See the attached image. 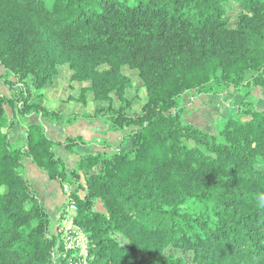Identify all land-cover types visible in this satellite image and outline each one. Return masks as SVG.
<instances>
[{
  "label": "trees",
  "instance_id": "obj_1",
  "mask_svg": "<svg viewBox=\"0 0 264 264\" xmlns=\"http://www.w3.org/2000/svg\"><path fill=\"white\" fill-rule=\"evenodd\" d=\"M0 63L21 87L17 99L0 91V264H264V108L252 94L264 88V0H0ZM64 65L89 82L79 101L107 103L86 120L133 128L129 149L54 140L42 123L23 146L11 140L29 115L68 125L41 100ZM125 68L142 81L138 109ZM230 88L242 104L216 133L186 121V93ZM82 145L97 147L74 168L56 154ZM25 157L69 186L86 257L65 248Z\"/></svg>",
  "mask_w": 264,
  "mask_h": 264
},
{
  "label": "crops",
  "instance_id": "obj_2",
  "mask_svg": "<svg viewBox=\"0 0 264 264\" xmlns=\"http://www.w3.org/2000/svg\"><path fill=\"white\" fill-rule=\"evenodd\" d=\"M226 93L200 94L194 95L192 97L186 93L182 99L184 106H186V121L189 122L187 119L191 113L197 114L196 119L190 121L189 123L200 128L203 127L202 129L204 130L209 129L206 131L210 133H216L217 131H214L215 121L217 119L224 121L227 117L235 115L238 110V108H236L235 113V108L229 104H216L222 99H225ZM27 120L28 122L25 123L20 122V130H17L16 127L13 128L14 132L12 131L11 135L12 141L21 142L20 144L23 145L27 136V126L29 123H42L48 136L58 141H63L67 136H82L86 141L91 142L92 140L98 138L100 132H104L108 129V125H106V123H102L99 120H95L93 122L78 120L72 125H62L54 120L44 119L43 117L37 116L36 114L29 115ZM203 125L208 128L205 129ZM15 133L16 135H14ZM97 141H99V139H97ZM96 147L97 146H78L77 153H73L68 151L64 146H60L56 149V154L65 161L68 168H74L79 161L80 155L93 153ZM23 164L28 178L31 180L35 189L39 193L40 199L51 220L55 224H58L63 206L66 203V193L63 191V186L59 180L51 179L48 175V172L37 166L31 158L25 157Z\"/></svg>",
  "mask_w": 264,
  "mask_h": 264
},
{
  "label": "rangeland",
  "instance_id": "obj_3",
  "mask_svg": "<svg viewBox=\"0 0 264 264\" xmlns=\"http://www.w3.org/2000/svg\"><path fill=\"white\" fill-rule=\"evenodd\" d=\"M48 3H50L52 0H46ZM242 6L238 2H233L227 10H229L230 17H232V20L234 19L235 15L238 12L242 11ZM231 20V21H232ZM125 72L131 75L134 81V88L129 90V96L135 95V91L137 90L139 98L135 101V108L138 109L139 107L142 106L144 100H145V91L142 87V81L138 75V72L136 70H131L128 68H125ZM5 73V68L4 66L0 63V91L4 94H6L9 97L13 98H18L21 92V87L17 88H10L8 84L5 83L3 74ZM71 74L72 71L67 65L61 66L59 69V74L55 78V82L53 85L47 86L44 91H43V97L41 100L46 101L47 106L50 108V110H55V111H60L63 114V117H60L62 122L68 125L74 124L78 120H86L87 115L92 114L96 109L101 108L103 106H107L106 102L103 101H95L92 99L91 94L89 93L88 96V101L87 103H83L82 101H79L77 97L79 98L80 90L82 87L89 85V82H71ZM190 97L194 96L192 93H188ZM252 94L254 97L257 99L256 101V108L262 109L264 108V88L262 87H253ZM225 99H222L221 101L217 102L216 104L222 105L224 104H229L235 108L234 112L236 113V108H239L242 104V96L236 92L234 88H230L228 93L225 94ZM202 104V102H201ZM215 104V103H214ZM116 105L118 106L119 103L116 101ZM217 106V105H216ZM197 114H190L188 116V121H192L196 119ZM37 116H41L44 119L48 120H54L56 117H44L41 114H37ZM13 114L11 109H8V118L12 120ZM102 123H105L103 121V118L100 117L98 119ZM95 120H86L93 122ZM56 121V120H54ZM221 120H216L215 121V129L214 131H218L219 128L222 126ZM99 122V123H101ZM71 123V124H70ZM197 123V122H196ZM21 125L19 118L17 119L16 124L14 125V128L16 127L17 130L21 129ZM108 125V124H106ZM204 128L205 125H203ZM108 129L106 131H102L99 133L98 138L92 140L91 142L93 143H98L99 141L102 140H108L111 142L113 145L116 147L122 146L123 149H129L131 147V139L127 137V135L132 131L133 128H125L120 131H111L109 129V125L107 126ZM211 127V126H210ZM209 127V128H210ZM203 128V127H201ZM14 130V129H13ZM209 130V129H206ZM110 131V133H109ZM14 132V131H13ZM16 135V133L14 134ZM22 136V134H21ZM18 137V136H17ZM23 137V136H22ZM27 139V136H26ZM25 139V142H26ZM66 139V138H65ZM65 139L63 141H65ZM99 139V141H97ZM22 141V140H21ZM23 143V145L25 144ZM19 144L21 142H18ZM20 144V146H23ZM63 191L66 193V203L63 206L62 213L59 217V223L61 217L65 214L66 209L69 207V203L71 202V191L68 185L63 186ZM96 208L98 210H104V207L101 202H98ZM53 222V221H52ZM54 223V222H53ZM56 224V225H58ZM58 227L61 229V225H58ZM64 235L61 234V239L63 240L64 246L65 245V240L63 239ZM67 249V248H66ZM69 249V248H68ZM59 257L56 256V259Z\"/></svg>",
  "mask_w": 264,
  "mask_h": 264
},
{
  "label": "built area",
  "instance_id": "obj_4",
  "mask_svg": "<svg viewBox=\"0 0 264 264\" xmlns=\"http://www.w3.org/2000/svg\"><path fill=\"white\" fill-rule=\"evenodd\" d=\"M68 209H66L65 214L61 217L60 224L62 235H64L65 245L68 249H78L80 253L86 257L88 251L87 238L83 233L82 229L75 224V204L69 203ZM83 264H88L86 259L83 258Z\"/></svg>",
  "mask_w": 264,
  "mask_h": 264
},
{
  "label": "clouds",
  "instance_id": "obj_5",
  "mask_svg": "<svg viewBox=\"0 0 264 264\" xmlns=\"http://www.w3.org/2000/svg\"><path fill=\"white\" fill-rule=\"evenodd\" d=\"M261 207H264V195L259 197Z\"/></svg>",
  "mask_w": 264,
  "mask_h": 264
}]
</instances>
